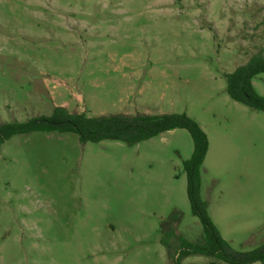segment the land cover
Listing matches in <instances>:
<instances>
[{"label": "rangeland", "instance_id": "1", "mask_svg": "<svg viewBox=\"0 0 264 264\" xmlns=\"http://www.w3.org/2000/svg\"><path fill=\"white\" fill-rule=\"evenodd\" d=\"M260 50L264 0H0V124L57 108L187 113L209 139V215L250 251L264 244V111L233 100L225 74ZM253 85L264 96V73ZM193 150L183 128L135 145L13 136L0 149V264H175L163 237L177 249L203 234L183 165ZM214 261L227 264H182Z\"/></svg>", "mask_w": 264, "mask_h": 264}, {"label": "trees", "instance_id": "2", "mask_svg": "<svg viewBox=\"0 0 264 264\" xmlns=\"http://www.w3.org/2000/svg\"><path fill=\"white\" fill-rule=\"evenodd\" d=\"M262 73H264V50L254 53L234 72L225 74L227 93L235 101L264 111V96L260 95L253 85V79ZM177 128L188 130L194 142L193 153L183 162V165L187 176V193L192 213L202 223L203 234L195 242L182 239L177 249H173L171 241L163 237L162 242L174 257L175 264H182L185 258L195 255L213 257L227 264L264 263V244L250 251L236 250L222 237L210 217L208 204L200 194L201 167L209 149V139L200 124L185 112L133 116L126 114L89 116L86 113H70L64 108H57L50 116L44 115L25 121L0 124V149L15 135L37 131L74 132L83 143L120 140L128 145H135ZM211 264L219 263L214 261Z\"/></svg>", "mask_w": 264, "mask_h": 264}]
</instances>
